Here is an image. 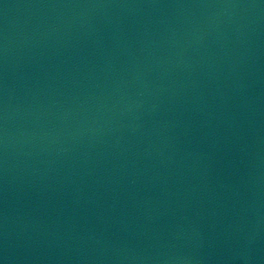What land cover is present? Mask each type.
Instances as JSON below:
<instances>
[{"label":"water","instance_id":"obj_1","mask_svg":"<svg viewBox=\"0 0 264 264\" xmlns=\"http://www.w3.org/2000/svg\"><path fill=\"white\" fill-rule=\"evenodd\" d=\"M0 264H264V0H0Z\"/></svg>","mask_w":264,"mask_h":264}]
</instances>
